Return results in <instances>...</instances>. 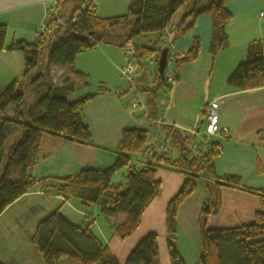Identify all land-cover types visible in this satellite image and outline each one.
I'll use <instances>...</instances> for the list:
<instances>
[{
    "label": "trees",
    "instance_id": "obj_1",
    "mask_svg": "<svg viewBox=\"0 0 264 264\" xmlns=\"http://www.w3.org/2000/svg\"><path fill=\"white\" fill-rule=\"evenodd\" d=\"M53 1L43 30L33 44L13 42L6 47V27L0 26V54L5 50L25 54L21 77L0 94V214L40 185L44 190L54 189L63 201L75 198L85 207H94L107 220L125 216L122 224L113 227L117 237L124 240L138 228L149 204L159 197L160 184L155 174L157 170H165L184 177L181 188L165 209L169 264H184L176 251L177 211L195 191L198 181L208 192V199L202 202L198 217L201 256L197 264H264V188L252 190L238 177L216 176L213 159L221 154V150L217 143H208L206 135L198 137L203 121L201 112L193 131L186 132L172 124L161 123L158 133L164 138L159 142V150L153 148L154 140L146 130L122 131L116 159L107 170L83 169L73 176L38 182L31 176L37 163L45 158L39 153L44 136L92 145L89 130L83 124L82 108L94 97L107 92L99 86L96 94L71 99L78 86L86 88L89 85L84 75L74 71L77 55L113 43L116 34L122 36L117 44L119 49L125 42L133 43L140 36L153 35L150 48L133 43L134 61L141 63L140 77L134 85L144 95L150 118V107L157 94L169 93L172 87L159 76L156 59L163 48L164 32L172 16L182 9V19L174 27L173 43L191 34L200 16L210 17L207 51L215 60L228 48L227 26L232 18L225 7L228 0H130L126 13L112 18L98 17L90 0ZM68 4H72L71 10L65 15ZM81 5L85 6L84 10L77 11ZM200 50V40L192 37L188 49L174 60L175 80L178 69L194 62ZM149 62L154 64L151 80L146 69ZM51 67L69 68L77 83L65 81L55 87L49 75ZM226 85L239 92L264 86V40L247 45L245 60L227 78ZM148 150H152L149 159L138 171L130 170L135 158ZM223 187L258 198L259 210L251 224L234 229H206L207 218L220 210ZM31 242L44 264H56L61 259L70 264H117L107 246L88 228L70 224L58 210L37 224ZM125 264H159L156 235L145 236Z\"/></svg>",
    "mask_w": 264,
    "mask_h": 264
},
{
    "label": "crops",
    "instance_id": "obj_2",
    "mask_svg": "<svg viewBox=\"0 0 264 264\" xmlns=\"http://www.w3.org/2000/svg\"><path fill=\"white\" fill-rule=\"evenodd\" d=\"M53 0H0V26L6 27L5 46L13 42L33 44L43 30ZM130 0H97L95 14L112 18L126 13ZM232 18L227 26L228 48L215 60L208 54L210 17L200 16L191 34L173 43L176 51H186L192 37L200 40L198 58L181 66L177 80L169 93L157 94L150 107L151 117L129 110L131 94L125 78L117 76L123 62L116 34L111 44H102L76 56L74 71L84 75L88 87L78 86L71 99L98 93L99 86L107 92L85 103L82 108L83 124L91 135V146L62 142L44 136L40 143V160L31 172L38 182L45 179H62L83 169L104 171L116 159V149L124 130H146L152 140L158 133L157 122L172 124L180 130L193 131L203 113L201 128L207 124L212 104L222 100L218 109L216 132L227 131V136H207L208 143H217L221 154L213 159L217 177L235 176L252 190L264 188V86L249 91H234L226 85L227 78L246 58L247 45L264 40V0H228L225 5ZM182 9L172 16L167 29L182 19ZM150 36L133 41L136 46L154 42ZM25 54L3 51L0 54V94L14 80L21 77ZM154 65V64H153ZM148 70V65H146ZM52 84L60 87L65 81L77 80L67 67H51ZM93 83V84H92ZM92 85V87H90ZM95 88L94 91L90 89ZM11 115V110H9ZM201 131V130H200ZM159 142L153 148L159 150ZM156 181L160 195L143 212L138 228L126 239L120 240L114 226L122 224L125 216L105 219L94 207H85L71 198L68 201L54 189L38 185L21 196L0 214V262L2 264H44L31 238L37 224L55 210L72 225L88 228L110 250L117 264H125L135 246L147 235L157 237L159 264H169L166 249L165 209L181 188L184 177L165 170H157ZM44 186L47 183L43 184ZM220 210L205 222L208 230L234 229L253 222L259 210L255 195L232 188H221ZM208 192L196 182L195 191L179 206L176 218V251L184 264H197L201 256L198 217ZM77 201V202H73ZM56 264H70L61 259Z\"/></svg>",
    "mask_w": 264,
    "mask_h": 264
},
{
    "label": "built area",
    "instance_id": "obj_3",
    "mask_svg": "<svg viewBox=\"0 0 264 264\" xmlns=\"http://www.w3.org/2000/svg\"><path fill=\"white\" fill-rule=\"evenodd\" d=\"M97 3V0H90L91 6H95ZM52 5H54V1H52ZM85 6L81 5L77 11H82L84 10ZM260 17H264V13L260 14ZM75 20V17L72 18V21ZM174 27H171L170 29H167L164 32V39L162 41L163 43V48H166L168 50L167 53V59H166V65L163 73V79L166 80L167 84L170 86H173L176 82L175 80V72L173 70V63L174 60L182 56L184 53L183 51H176L173 48V36H174ZM162 48V49H163ZM120 50V54L122 56L123 60V65L119 67L118 71L120 75L125 78V80L129 84V92L132 96L129 110L133 113H140L143 116H147V110L145 107V99L144 95L138 91L134 85V82L140 77V70H139V65L141 63H136L134 61V44L130 41L125 42ZM158 60V57H156ZM152 74L151 72L148 73V78L151 80ZM223 104L222 100H218L212 104L211 110L209 112V115L207 117V124L203 129L202 134L206 136H216L220 135V138L227 136V131H222L221 133L216 132V125L218 121V109L219 106ZM161 122H157V126L159 128ZM164 138L163 135L160 133H157L156 137L154 138L153 144L155 142H160ZM163 151H165L164 146H162ZM152 155V150H148L144 152L143 154L137 156L135 158V164L130 170L133 171H138L140 166L144 164L149 157Z\"/></svg>",
    "mask_w": 264,
    "mask_h": 264
},
{
    "label": "water",
    "instance_id": "obj_4",
    "mask_svg": "<svg viewBox=\"0 0 264 264\" xmlns=\"http://www.w3.org/2000/svg\"><path fill=\"white\" fill-rule=\"evenodd\" d=\"M167 53H168V50L166 48H163L160 52V55L157 61V72L161 78H163V73H164L166 59H167Z\"/></svg>",
    "mask_w": 264,
    "mask_h": 264
},
{
    "label": "rangeland",
    "instance_id": "obj_5",
    "mask_svg": "<svg viewBox=\"0 0 264 264\" xmlns=\"http://www.w3.org/2000/svg\"><path fill=\"white\" fill-rule=\"evenodd\" d=\"M71 6H72V4H68L67 5V10H66V14L65 15H67L68 14V12H70V10H71ZM150 36V39L152 40V37H153V35H149ZM153 43L152 42H150L149 44H148V46H153L152 45ZM123 65V62H122V64H121V66ZM148 71L150 72V71H152L153 69H154V65H153V63L152 62H149L148 64ZM117 76L118 77H120L121 75H120V73H119V71H118V73H117ZM121 78H123L122 76L120 77V79ZM122 80V79H121ZM122 82H124V80H122ZM93 84V83H92ZM90 87H92V85L90 86ZM91 91H94L95 90V88H92V89H90ZM159 94H162V93H159ZM203 129L204 128H201V131H200V133L198 134V137H200V136H202V132H203ZM162 135V134H161ZM73 202H77V201H73Z\"/></svg>",
    "mask_w": 264,
    "mask_h": 264
}]
</instances>
